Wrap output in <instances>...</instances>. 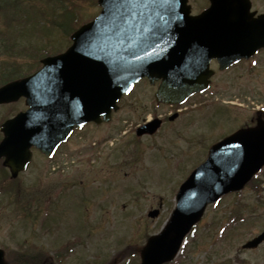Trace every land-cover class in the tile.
I'll return each instance as SVG.
<instances>
[{"label":"rangeland","instance_id":"1","mask_svg":"<svg viewBox=\"0 0 264 264\" xmlns=\"http://www.w3.org/2000/svg\"><path fill=\"white\" fill-rule=\"evenodd\" d=\"M55 1L26 0L45 12V22L31 18L22 29L9 26L0 14V39L16 43V53L0 50V85L35 72L40 55L65 51L72 43L53 23L60 18ZM64 1L77 3L69 5L78 12L76 29L101 10L98 0ZM255 1L264 7V0ZM195 3L196 9L201 7L200 1ZM258 62L244 61L229 72L234 78H219L215 86L220 93L208 96L206 103L196 96L179 109L157 102L160 79H143L123 98L111 122L87 126L75 135L58 160L45 164L50 169L36 155L35 165L13 179L0 162V247L9 264H24L18 254L28 258L25 264H139V248L169 219L180 184L206 159L208 147L245 126L264 105V60L259 57ZM6 67L9 76L2 78ZM234 96L236 105L225 102ZM25 102L21 97L0 105V141L2 123L27 108ZM155 117L162 119L161 128L138 136L136 127ZM107 136L109 143L102 140ZM89 147L94 150L90 156L85 155L91 153ZM260 180L264 172L251 186L256 191L248 186L239 196L209 205L172 264H264V243L255 250L242 248L264 230ZM153 209L160 210L158 217H149ZM235 215L238 221L232 222ZM58 250L59 260L45 261L37 254Z\"/></svg>","mask_w":264,"mask_h":264},{"label":"water","instance_id":"2","mask_svg":"<svg viewBox=\"0 0 264 264\" xmlns=\"http://www.w3.org/2000/svg\"><path fill=\"white\" fill-rule=\"evenodd\" d=\"M212 1L211 9L199 16L190 15L187 0H149L131 16L116 2L112 15L105 17V2L98 0L100 14L73 33L65 52L45 57L43 67L30 77L0 87V103L25 96L30 106L3 123L0 159L5 158L13 176L30 160L31 146L49 153L75 125L98 122L102 116L109 120L123 93L142 77L152 82L162 77L157 99L179 103L206 87L211 57L225 67L264 46V15L255 22L249 0ZM218 15L226 38L207 44V20ZM159 124L141 126L138 133H153ZM263 165L264 120L213 146L209 158L182 184L169 221L141 249V264L173 259L207 204L243 188ZM263 240L264 232L245 247ZM0 264H7L1 249Z\"/></svg>","mask_w":264,"mask_h":264},{"label":"flooded vegetation","instance_id":"3","mask_svg":"<svg viewBox=\"0 0 264 264\" xmlns=\"http://www.w3.org/2000/svg\"><path fill=\"white\" fill-rule=\"evenodd\" d=\"M197 1H200V5L201 7L197 8L196 9V3H195V0H189L191 6H192V13L193 14H199L203 11H205L206 9H208L211 5V0H197ZM251 6H252V11L254 12V15H253V20L255 22H257V19L260 17V15L264 14V7L259 5L258 3H256L255 0H251ZM260 23H262L263 21H258ZM221 25H224V22H222L220 20V16L218 15V18L216 20L215 17H210L208 20H207V25H206V28H205V31H206V36H205V40L208 43H212V44H215L217 43V41H220V39H225V35L223 34L222 37L220 36L219 33L221 32H224L225 31V26H223V29H222V26ZM259 57L261 58V60H264V47H261L252 57H250L249 59H241L240 61L238 62H235V63H232L231 65H229L227 68H222V64L220 62V60L217 58V57H212V59L209 61V75L207 76V78H209V85H208V88L202 92V93H196L194 94L192 97H190V99L188 100V102L190 103L191 101H193L192 99L196 96L197 99L198 98H202L203 102L201 103H206L204 102V100L207 99L208 96H213V95H216V94H219L220 91H219V88H217L215 85L217 84V81L219 78H227L229 77V72H232L235 70L236 67H238L242 62L244 61H250V62H254L257 60V63L253 66H256L258 65V61H259ZM229 78H234V76H230ZM159 84V83H158ZM237 99H239V97L237 96ZM223 102V101H222ZM225 102H229L233 105H236L237 102H236V97L234 96L232 99H229V100H225ZM225 102L221 103L220 105L224 104ZM196 104V102H195ZM232 105V106H233ZM171 107H175V109H179L180 107L179 106H171ZM209 107V106H208ZM188 108L186 107L185 110H187ZM201 109H205V110H208L206 109L205 107H202ZM198 110V109H197ZM183 110H181L182 112ZM196 111V110H195ZM262 117L264 118V110L260 108V110L258 112H256V114H254L249 122H247L245 124V126H242V127H239L238 129L240 128H246V127H251V126H255L257 124V120L258 118ZM104 123L100 124L99 126H102ZM97 126L94 122H91L89 124H87L84 128H86L87 126ZM74 129V132L73 134L69 137V139L64 142V143H61L55 150L54 154L52 157H48L47 155L43 154L40 150H38L37 148L33 147L32 150H33V159L31 160L30 164H29V167H28V170L33 166L35 165V157L36 155H38L40 158L43 159V166L47 163L49 164H53V163H50V162H53L54 159L58 160V156H59V153L62 151V148L67 144L69 143L73 137L75 135H77L79 132L83 131V129ZM238 129H234L233 131H231L230 133H228L227 135H224L223 137H227L231 134H233L234 132H236ZM222 137V139H223ZM108 140V136H107V139ZM220 141V140H219ZM218 142V141H217ZM216 143V141L211 144L209 147H208V153H209V150L210 148L212 147V145H214ZM92 147H95V146H92ZM88 148H85L83 150H86ZM89 149L91 150V153H86L85 155H93L94 154V150H92L93 148H90ZM82 150V151H83ZM81 153V151H80ZM67 155H70V153H67ZM76 156V155H75ZM208 156V154H207ZM47 166L45 165L46 167V170L47 168L50 169V166ZM27 170V171H28ZM51 171V170H50ZM23 173V172H22ZM22 173H20L19 175H21ZM257 188H254V190L256 191ZM230 194H234L236 195V193H230ZM233 195V196H234ZM237 196V195H236Z\"/></svg>","mask_w":264,"mask_h":264},{"label":"trees","instance_id":"4","mask_svg":"<svg viewBox=\"0 0 264 264\" xmlns=\"http://www.w3.org/2000/svg\"><path fill=\"white\" fill-rule=\"evenodd\" d=\"M64 0H57L54 2L53 7L59 8L60 11V18L56 19L54 21V25L57 26L58 28L62 29L65 34H71L75 29L76 26L75 24L78 22L79 17H78V12L77 9H74V6L77 5L76 2L70 1V3L64 4ZM62 4L61 6L58 7L57 5ZM64 5H68L65 7ZM69 5H74V6H69ZM32 10V12H31ZM0 14L3 15L6 18V21L9 26L14 25L16 29H22L23 28V22L29 19H37L39 22H45L43 19V15L45 12H42V10H37L32 7L28 6L26 3V0H0ZM33 15V17L31 16ZM7 38L1 37L0 39V50L3 51L4 53L9 50H11V53H16V43L15 42H7ZM41 57L44 56L43 54L40 55ZM10 71L9 68L3 69L4 74H2V78H8L6 77V73ZM16 76V75H15ZM13 76V77H15ZM11 77V78H13ZM6 82V81H5ZM18 259L22 260V263H27L28 258L27 257H19Z\"/></svg>","mask_w":264,"mask_h":264},{"label":"snow or ice","instance_id":"5","mask_svg":"<svg viewBox=\"0 0 264 264\" xmlns=\"http://www.w3.org/2000/svg\"><path fill=\"white\" fill-rule=\"evenodd\" d=\"M105 2V10L104 15L105 17L111 16L113 9L112 4L118 2L122 6V11L126 15H134L136 11L147 4L149 0H104ZM154 2V0H152Z\"/></svg>","mask_w":264,"mask_h":264}]
</instances>
